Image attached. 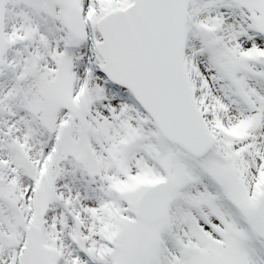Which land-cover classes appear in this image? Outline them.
Instances as JSON below:
<instances>
[{
	"label": "snow or ice",
	"instance_id": "snow-or-ice-1",
	"mask_svg": "<svg viewBox=\"0 0 264 264\" xmlns=\"http://www.w3.org/2000/svg\"><path fill=\"white\" fill-rule=\"evenodd\" d=\"M0 264H264V0H0Z\"/></svg>",
	"mask_w": 264,
	"mask_h": 264
}]
</instances>
